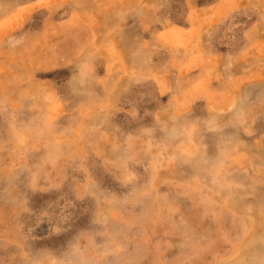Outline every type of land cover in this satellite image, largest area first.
Instances as JSON below:
<instances>
[{"label":"rangeland","instance_id":"rangeland-1","mask_svg":"<svg viewBox=\"0 0 264 264\" xmlns=\"http://www.w3.org/2000/svg\"><path fill=\"white\" fill-rule=\"evenodd\" d=\"M0 264H264V0H0Z\"/></svg>","mask_w":264,"mask_h":264}]
</instances>
